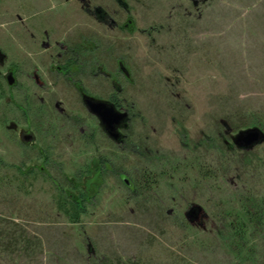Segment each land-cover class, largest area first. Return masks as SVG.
I'll list each match as a JSON object with an SVG mask.
<instances>
[{
  "label": "rangeland",
  "instance_id": "obj_1",
  "mask_svg": "<svg viewBox=\"0 0 264 264\" xmlns=\"http://www.w3.org/2000/svg\"><path fill=\"white\" fill-rule=\"evenodd\" d=\"M123 1L0 0V264L241 260L221 234L245 199H264V142L227 147L241 130L264 132V0ZM85 38L103 46L108 72L122 56L131 74L122 92L88 85L129 111L123 149L100 133L86 143L97 120L71 84L35 80L52 62L45 41ZM62 189L87 194L79 222L59 209ZM193 204L205 214L191 222ZM262 234L247 237L243 264H264Z\"/></svg>",
  "mask_w": 264,
  "mask_h": 264
},
{
  "label": "flooded vegetation",
  "instance_id": "obj_2",
  "mask_svg": "<svg viewBox=\"0 0 264 264\" xmlns=\"http://www.w3.org/2000/svg\"><path fill=\"white\" fill-rule=\"evenodd\" d=\"M80 1L84 3L86 2V0ZM118 2L123 7L127 6V4L123 0H118ZM98 9H100V12L98 11ZM94 13L97 14L98 18L103 22H106L109 18L108 13L100 7H96L94 9ZM126 27L125 28L128 29L129 25H127ZM96 44H98V42L94 41L91 38H85L83 43L81 42V44L75 46L61 45L58 47L45 41L42 44L44 49L51 51L49 53H44L42 58L46 60L50 58L52 62L47 67L46 64L43 65V67H46L47 71L41 76L39 74L36 75L35 80L41 87H44L48 83L45 76L43 75H46L49 78H55L58 82L63 81L71 84L75 92L80 96L82 102L90 112L91 116H93V118L97 120L98 128H95V132H89L88 137L86 138V143L90 145H97V140L95 138L97 133H100L102 137L104 136V140L110 138V140H112L120 149H123V144L126 142V135L123 134L122 130L128 128L129 111L119 101V98L115 94L117 92L112 93L109 99H102L88 85H90L92 81L100 82L101 85L103 83H107V81L110 79L111 84L114 86V88H116L117 91L122 92V86L119 84L118 78L120 75H123L126 79H130L131 74L126 67L125 61L123 60L122 56H120V58H118L117 60V71L111 73L108 72L104 62L103 46H101L100 49V43L99 45ZM55 58L57 60L56 62L54 61ZM1 60H3V57L0 54V61ZM15 73V69L9 70V76L12 75V82L15 78ZM9 76L8 79L10 78ZM89 101H106L110 105L114 106L117 111L127 113L126 118L121 121L120 124L115 126L114 131L118 133L117 138L111 134L112 132L108 129L107 125L102 121L99 115L92 111L91 105H89L88 103ZM57 108L60 113H64L61 105L59 106L58 104ZM11 123L12 129L17 131L19 129L18 125L13 122ZM21 133H23V138L25 140H33L34 138L33 134L24 133L23 131H21ZM81 134L86 137V130L81 129ZM101 157L100 160L101 162H103L104 158Z\"/></svg>",
  "mask_w": 264,
  "mask_h": 264
},
{
  "label": "trees",
  "instance_id": "obj_3",
  "mask_svg": "<svg viewBox=\"0 0 264 264\" xmlns=\"http://www.w3.org/2000/svg\"><path fill=\"white\" fill-rule=\"evenodd\" d=\"M228 145L226 144V146ZM228 147L227 149L230 150H242V148L237 149L234 144L232 145V143H230ZM168 165L169 160L167 159V167ZM174 167H176V165ZM201 170L202 166L199 165L198 171L201 172ZM19 171L23 174L32 172L31 170L27 172L21 167H19ZM144 173H146L144 176L141 175L143 180L142 183L149 181L151 178L150 175H152V172L149 170H145ZM201 173H205V171ZM203 175L206 177L207 173ZM87 199V194L82 191H80L78 195H69L64 191V189H62V193H60L58 197L59 209L62 210L72 222H79L82 214L87 210L85 206ZM247 199L248 200L245 199L242 204L244 209L243 212L234 213L235 218L232 220L229 219V222L225 225L224 232L229 231V233H224L222 230L221 234L222 239L226 241L228 247L232 249V251H235L237 257L241 259L238 264H243L242 262L246 261L244 253L247 249H249L247 237L252 235L254 232L261 233L264 231V199L258 200L254 197L251 198V196Z\"/></svg>",
  "mask_w": 264,
  "mask_h": 264
},
{
  "label": "water",
  "instance_id": "obj_4",
  "mask_svg": "<svg viewBox=\"0 0 264 264\" xmlns=\"http://www.w3.org/2000/svg\"><path fill=\"white\" fill-rule=\"evenodd\" d=\"M100 12V9H98ZM12 76V75H11ZM11 76H9L10 83L12 82ZM91 105V109L94 113L99 115L102 121L107 125L108 129L112 132L114 137H118L115 126L123 121L127 113L119 112L114 106L110 105L106 101L88 102ZM233 143L239 148L251 149L256 145L264 142V132L259 127H250L245 130H241L232 138ZM205 211L199 204H193L186 212V217L189 221L193 222L198 220L201 216H204Z\"/></svg>",
  "mask_w": 264,
  "mask_h": 264
}]
</instances>
